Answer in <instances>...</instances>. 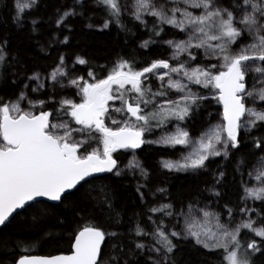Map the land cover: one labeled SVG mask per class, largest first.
<instances>
[{"label": "snow or ice", "instance_id": "6c2138e0", "mask_svg": "<svg viewBox=\"0 0 264 264\" xmlns=\"http://www.w3.org/2000/svg\"><path fill=\"white\" fill-rule=\"evenodd\" d=\"M40 5L41 0H13L12 21L18 29L31 25L32 35L42 24L56 30L46 44L36 41L41 51H48L53 43L67 45L69 36L61 40L59 34L70 33L69 21L76 17L90 21L87 27L100 32L112 26L130 32L124 22L130 17L150 33L140 48L162 43L173 51L167 58L145 59L142 67L135 58L119 57L111 68L100 66L106 73L101 79L91 70L86 54L76 55L74 61L58 54L47 75L34 70L28 75L30 69L18 54H12L8 37H0V83L16 90L14 98L0 96V249L10 257L0 264H141L145 250L149 255L144 264H180L179 242L189 237L218 254L220 264H264V0H70L50 16L25 20ZM94 16L101 17L99 25L91 22ZM146 16L154 18L150 28ZM166 26L188 33V39H156ZM201 49L205 57L198 59L193 52ZM184 53L187 60L181 61ZM76 65L89 69L87 79L75 71ZM13 67L17 70L3 74ZM153 80L159 82L156 91ZM46 81L51 82L46 98H33L32 93L43 92ZM193 85L216 94L193 92ZM57 87L73 92L57 99ZM172 90L178 98L170 95ZM211 99L223 106L222 122L193 140L180 123ZM25 102L27 107H22ZM110 111L122 118L113 119ZM172 122L174 131L158 140L145 138L153 127ZM155 143L171 148L195 145L179 161H162L164 169L176 172H207L214 158L229 160L239 154L233 163L244 195L235 207L223 205L224 223L209 204L189 203L187 213L184 208L177 211L172 203L149 207L148 213L161 214L155 220L146 214L151 229L139 214L125 220L115 209L114 189L106 182L108 177L98 174L122 177L129 169L149 181L150 173L135 159V151ZM242 148L248 151L242 153ZM129 150L133 160L124 163L120 153ZM221 167L217 165L211 174L209 189L218 198L221 192L216 186H223L225 180ZM145 191L151 193L146 183L136 188L141 201ZM155 191L162 196L168 192L163 187ZM249 201H260L261 208L250 207ZM89 205L96 211H86ZM57 208L59 212L54 211ZM65 211L72 214L71 222ZM193 212L215 218V229L196 228L188 216ZM22 216L31 225L29 232L4 235L3 230ZM166 217H177V223L185 217V226L172 230L175 225L166 224ZM52 218L63 230L61 238L69 241L68 254H34L41 241L57 238L53 231L41 228ZM249 234L254 238H246ZM124 237L130 242L125 243ZM145 239L150 242H138Z\"/></svg>", "mask_w": 264, "mask_h": 264}, {"label": "trees", "instance_id": "16d2710c", "mask_svg": "<svg viewBox=\"0 0 264 264\" xmlns=\"http://www.w3.org/2000/svg\"><path fill=\"white\" fill-rule=\"evenodd\" d=\"M70 0H41V5L36 11H29L25 16V20L28 16H50L53 13L54 8L61 4L69 3ZM7 5V6H5ZM13 0H0V37H8L10 41V47L13 55H19L27 68L30 69L28 75L32 74L31 70L40 72L43 75H47L48 71H51V65L56 60L58 54H63L70 61H74L76 55H85L90 58L92 69L96 72L97 79L104 78L105 72L101 71L100 66L111 68L114 61L119 57L125 59H132L138 63V67L145 66L143 61L152 57L167 58L171 55V48L167 45L160 44L159 46H152L150 49H142L139 47L143 40L149 38V30L141 26L138 22L133 21L130 17L125 18V23L130 32L120 30L116 26H112L110 29L103 32L97 29H89L87 24L90 22L86 19L76 17L70 19L69 23L72 26V31H67L59 34V39H63L64 35L69 36V43L67 45L53 43L52 48L48 51H41L40 44H46L47 40L52 37L56 31L49 25L42 24L41 30L37 34H30L29 29L31 25L25 24V27L18 29L13 21ZM91 15V13H89ZM149 22V28L153 22L152 17H146ZM97 25L101 22V17L94 16L91 21ZM181 33L173 29L171 26H166L164 33L160 37L156 38L160 41L179 38ZM36 41H40L37 44ZM247 42V41H245ZM193 54L198 56V59H203L205 54L203 50H199L198 53L194 50ZM181 61L187 60V53H184L179 58ZM211 59V58H209ZM213 63L215 60L212 59ZM17 69L15 67L3 70V74L14 72ZM89 70L86 66L76 65L75 71L79 75L85 76L87 79L86 71ZM37 82L32 83V87L36 86ZM66 83V81H65ZM159 84L157 81H152L153 91H156ZM51 88V82H45V88L41 93H32V97L40 96V98H46V94ZM16 91L13 88L8 87L6 84L0 83V96L12 97V93ZM73 89L66 88L60 90L57 87L56 98L61 96L71 95ZM170 95L176 98L177 93L171 91ZM14 98V97H12ZM77 101L79 97H76ZM216 114H208V108L214 107ZM211 101H205L201 104L200 109L193 117L182 122L183 126L187 128L191 136H199L211 123L216 119L222 118V106L217 102L216 105ZM116 115L115 113H113ZM155 127H153L154 129ZM264 131V130H262ZM254 135H260L259 132H253ZM247 148H242L241 152L246 153ZM176 150L169 148H156L149 145H144L138 152L139 159L143 163L144 167L150 173V180L146 181L148 188L156 193V188L163 187L168 190L166 196H162L160 193L153 195L152 197H146V200L141 201L136 193V181L133 177L125 176L124 178L112 177L111 174H104L101 176L108 177L107 183L111 185L115 192V209L121 213V215L128 220L132 217L133 213L139 214L140 218L144 220L145 224L151 229V225L147 222V215H152L155 220L160 213L151 214L148 213V208L152 206H158V204L172 203L174 208L179 211L190 200L196 197H202L206 200L212 201L223 217L226 216V209L223 205L228 203L229 207H235L236 202L241 196L244 195L243 190L239 186L240 174L234 171L233 161L239 154H235L230 157L229 160H225L222 157L214 158V161L209 166V171L203 170L199 172H171L164 170L157 159L159 157L171 158L177 155ZM217 165L222 166L220 170L225 172V180L223 186L217 185L216 191L221 192V197H214L208 189L212 187V173L215 172ZM251 170V169H249ZM244 171V169H241ZM244 179L247 181L248 177L245 175ZM99 183V182H97ZM54 204V203H50ZM83 206V205H81ZM55 212H59L60 209H54ZM88 212H95L96 210L90 205L86 208ZM83 214V213H82ZM64 215L69 218L71 222L72 214L65 211ZM177 217H166L164 222L169 225H175ZM41 228L48 231H53L57 234L56 239H46L41 241L35 249L34 254L49 255L56 253H67L69 247V241L63 236V230L56 225L54 218L46 221ZM31 229V225L25 222L24 217H18L12 222V224L3 230L4 235L11 234H27ZM33 234L36 230H32ZM242 240L245 238V233H241ZM246 238H254L252 235H248ZM257 240L259 238H256ZM124 242L129 243L130 238L124 237ZM148 244V239L138 241ZM177 256L180 259V264H220V257L218 254L209 252L207 249L202 248L200 245H196L192 238L182 240L179 242V248L177 250ZM10 257L3 255V249H0V260H7ZM146 259L144 256L140 257L141 264H144Z\"/></svg>", "mask_w": 264, "mask_h": 264}, {"label": "rangeland", "instance_id": "374dc122", "mask_svg": "<svg viewBox=\"0 0 264 264\" xmlns=\"http://www.w3.org/2000/svg\"><path fill=\"white\" fill-rule=\"evenodd\" d=\"M128 2L130 3L131 0H128ZM187 39H188V33H181V35L179 36V38H175L173 40H187ZM172 51L173 50L171 49V54H172ZM203 52H204V50H203ZM204 54H205V52H204ZM193 66H195V65H193ZM174 78H178V77H174ZM157 83L159 84L158 81H157ZM191 87H192V91L193 92H199V93H201L203 95H212V96H214L216 94L215 93V90H212V92L210 93L208 90L202 89L198 85H193ZM172 91H175V90H172ZM178 95L179 94L176 95V98H178ZM209 101L212 102L213 106L217 104V101L215 99H211ZM21 106L22 107H27L26 102L25 103H22ZM115 106L116 107H119V102H115ZM109 114L112 116L113 119L120 120L122 118L121 115H119V114L114 115L111 111H110ZM208 114H210V115L216 114L215 106L214 107H211V108H208ZM221 122H222V118L221 119H216L213 123H211L202 132L209 131L211 125L219 124ZM109 126H112V125L109 123ZM180 126L181 127H184L183 124H182V122L180 123ZM174 130H175V122H172V123L167 124L165 127H162V128H154L152 132H150V133H147L146 132L145 135H146V139L147 140H158L165 133L172 132ZM199 136H196V137H193L192 136V139L193 140H197L199 138ZM146 145H149V146L151 145V146H154V147L169 148V149H172V150H176L178 152L175 157H171V158H166V157L158 158L157 161H158V163H159V165L161 167H162V161H164V160L179 161V160H181V158L184 155H187L190 151H192V148L195 146V145H192V146H180V145H178L175 148H171V147L163 146V145L158 144V143H155V144H146ZM130 158L131 159H129V162L133 160V153L130 154ZM135 159L138 160L139 162H141V160L139 159V156L136 155V154H135ZM142 165H143V163H142ZM164 170H167V169H164ZM167 171H169V170H167ZM124 172H125V175L124 176H129V177L131 176V177H133L135 179V181H136V184H135L136 185V188H137V186L139 184H145L146 183V181L140 176V174H139L138 171L135 173V175H133L132 171L129 170V169H124ZM171 172H176V171H171ZM179 173H184V172H179ZM253 183H255V181H252L251 183H249L248 186H252ZM209 189H208V192H209ZM155 194H157V192L155 193L153 190H151V193L148 192V191H145V199L144 200H146V197H150V196L152 197ZM189 203H192V204H197L198 203L199 207H203L205 204L212 205L211 210L213 212L219 214L220 223H224L226 221V219H227V216L223 217L222 215H220L219 211L217 209H215L216 207H215L214 203H212V201L206 200V199H204L202 197H196V198L190 200L189 202H187L184 205L183 208H184V210H185L186 213L188 211L187 210V205ZM248 203H249V206L252 207V208H256V209H260L261 208V202L260 201H254V202L253 201H249ZM188 216L191 217V222L198 229H215V227H216V220H215V218L205 219V218H203L202 214H197L195 212L188 213ZM178 219H179V223H177V218H176V220H175V227L172 230L180 231L185 226V223H186L185 217H179ZM189 238H191V237H189ZM148 255H149V253L147 252V250H145V253L143 255L144 258L146 259Z\"/></svg>", "mask_w": 264, "mask_h": 264}, {"label": "flooded vegetation", "instance_id": "af4514ba", "mask_svg": "<svg viewBox=\"0 0 264 264\" xmlns=\"http://www.w3.org/2000/svg\"><path fill=\"white\" fill-rule=\"evenodd\" d=\"M120 115V114H119ZM106 123H109V121L106 119ZM145 138H146V135H145ZM146 145V144H145ZM97 145L96 144H93V147H96ZM151 146V145H150ZM143 147V146H142ZM152 147H154V146H152ZM156 148H163V147H156ZM139 150H141V149H139ZM139 150H136L135 151V154L136 155H138V152H139ZM132 152H131V150H129V151H127V152H125V151H121V153H120V159L124 162V163H129V159H131L130 158V154H131ZM159 158H163V157H159ZM158 160V159H157ZM158 162V161H157ZM101 176V175H100ZM125 176L123 175L122 177H118V178H124ZM49 203H51V202H49ZM54 204H56V203H54ZM66 253V252H65ZM56 254H59V253H56ZM39 255V254H38ZM41 255V254H40ZM53 255H55V254H53Z\"/></svg>", "mask_w": 264, "mask_h": 264}, {"label": "water", "instance_id": "95a60500", "mask_svg": "<svg viewBox=\"0 0 264 264\" xmlns=\"http://www.w3.org/2000/svg\"><path fill=\"white\" fill-rule=\"evenodd\" d=\"M221 106H222V104H221ZM222 112H223V106H222ZM137 150H139V149H137ZM98 175H104L103 173L102 174H98ZM51 203H56V202H51ZM60 254V253H59ZM64 254H68V253H64ZM38 255V254H37ZM40 255V254H39Z\"/></svg>", "mask_w": 264, "mask_h": 264}]
</instances>
